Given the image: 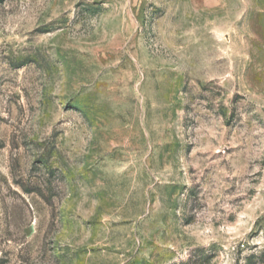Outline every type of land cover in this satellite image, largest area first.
<instances>
[{"label":"rangeland","instance_id":"374dc122","mask_svg":"<svg viewBox=\"0 0 264 264\" xmlns=\"http://www.w3.org/2000/svg\"><path fill=\"white\" fill-rule=\"evenodd\" d=\"M0 264H264V0H0Z\"/></svg>","mask_w":264,"mask_h":264}]
</instances>
